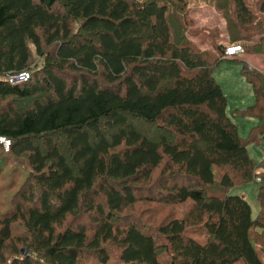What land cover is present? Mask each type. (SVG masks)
Here are the masks:
<instances>
[{
  "label": "trees",
  "instance_id": "16d2710c",
  "mask_svg": "<svg viewBox=\"0 0 264 264\" xmlns=\"http://www.w3.org/2000/svg\"><path fill=\"white\" fill-rule=\"evenodd\" d=\"M231 45L264 56V0H0V264H264V72L242 60L241 136L212 75ZM252 182L254 217L229 194Z\"/></svg>",
  "mask_w": 264,
  "mask_h": 264
},
{
  "label": "rangeland",
  "instance_id": "374dc122",
  "mask_svg": "<svg viewBox=\"0 0 264 264\" xmlns=\"http://www.w3.org/2000/svg\"><path fill=\"white\" fill-rule=\"evenodd\" d=\"M197 23L205 24L207 27L218 26L222 34L221 42L227 46L226 36L224 34V22L221 16L216 14L213 10L207 8V6L194 7L192 12ZM197 25V24H196ZM203 48L206 45L202 46ZM252 64L255 68L264 72V56L258 55H244L242 53L236 54L229 58H223L216 64L212 69V75L216 82L220 85L224 95L227 99V116L238 126L239 134L246 136L250 128L258 122L254 117L243 116L237 112L236 109H243L246 106L253 103V93L250 84L246 81L243 74L241 73V67L243 61ZM248 153L251 158L259 163L264 158V140L260 144H247ZM217 171V170H216ZM218 178V172H217ZM257 183L252 182L249 184L235 186L229 190V194L232 195H244L247 202L251 206L252 217L257 213L258 202L256 199ZM191 203V200L186 201L182 204L176 205L174 211L177 216H181L185 208ZM193 238L200 244H204L207 241V233L205 228L197 229L193 232ZM234 264H238L235 262Z\"/></svg>",
  "mask_w": 264,
  "mask_h": 264
},
{
  "label": "built area",
  "instance_id": "2783aa9c",
  "mask_svg": "<svg viewBox=\"0 0 264 264\" xmlns=\"http://www.w3.org/2000/svg\"><path fill=\"white\" fill-rule=\"evenodd\" d=\"M239 51H242V48L239 45H233V46L231 45L226 48L225 55L232 56ZM29 77H30V74L28 71H20V72L8 75L7 80L11 84H19V83L26 82L29 79ZM0 144L3 146L5 150H8L9 145H10V140L5 136L0 135ZM258 180L259 178L256 179V181Z\"/></svg>",
  "mask_w": 264,
  "mask_h": 264
},
{
  "label": "water",
  "instance_id": "95a60500",
  "mask_svg": "<svg viewBox=\"0 0 264 264\" xmlns=\"http://www.w3.org/2000/svg\"><path fill=\"white\" fill-rule=\"evenodd\" d=\"M22 251H23V253H24L25 249H23Z\"/></svg>",
  "mask_w": 264,
  "mask_h": 264
},
{
  "label": "crops",
  "instance_id": "0c3cea01",
  "mask_svg": "<svg viewBox=\"0 0 264 264\" xmlns=\"http://www.w3.org/2000/svg\"><path fill=\"white\" fill-rule=\"evenodd\" d=\"M257 211H258V209H257ZM257 214V213H256Z\"/></svg>",
  "mask_w": 264,
  "mask_h": 264
}]
</instances>
